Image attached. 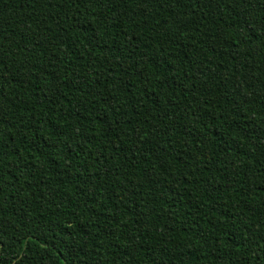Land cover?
Segmentation results:
<instances>
[{
	"label": "trees",
	"instance_id": "16d2710c",
	"mask_svg": "<svg viewBox=\"0 0 264 264\" xmlns=\"http://www.w3.org/2000/svg\"><path fill=\"white\" fill-rule=\"evenodd\" d=\"M0 264H264V0H0Z\"/></svg>",
	"mask_w": 264,
	"mask_h": 264
}]
</instances>
